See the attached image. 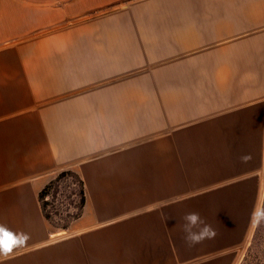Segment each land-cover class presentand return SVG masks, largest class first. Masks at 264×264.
I'll return each mask as SVG.
<instances>
[{
    "label": "crops",
    "instance_id": "obj_1",
    "mask_svg": "<svg viewBox=\"0 0 264 264\" xmlns=\"http://www.w3.org/2000/svg\"><path fill=\"white\" fill-rule=\"evenodd\" d=\"M259 210L264 0H0V226L29 237L2 264H242ZM190 212L216 236L187 243Z\"/></svg>",
    "mask_w": 264,
    "mask_h": 264
},
{
    "label": "rangeland",
    "instance_id": "obj_2",
    "mask_svg": "<svg viewBox=\"0 0 264 264\" xmlns=\"http://www.w3.org/2000/svg\"><path fill=\"white\" fill-rule=\"evenodd\" d=\"M79 189L80 185L78 178L75 173H72L71 176H68L61 181L56 196L53 197L49 194L45 197L44 200L50 203L46 206V211L50 213L51 224L56 229L61 230L60 226L70 219L68 215L76 212L75 206L80 197ZM262 227L263 229L260 238L253 242V245L246 253L242 264H264V223Z\"/></svg>",
    "mask_w": 264,
    "mask_h": 264
},
{
    "label": "clouds",
    "instance_id": "obj_3",
    "mask_svg": "<svg viewBox=\"0 0 264 264\" xmlns=\"http://www.w3.org/2000/svg\"><path fill=\"white\" fill-rule=\"evenodd\" d=\"M242 159L246 160L247 157H242ZM254 215L264 218V210H259ZM183 219L185 221L183 225L184 239L187 243L195 245L216 236V230L206 223L198 212L187 213ZM28 239L29 237L25 233H12L0 226V256H9L14 248L24 246Z\"/></svg>",
    "mask_w": 264,
    "mask_h": 264
},
{
    "label": "trees",
    "instance_id": "obj_4",
    "mask_svg": "<svg viewBox=\"0 0 264 264\" xmlns=\"http://www.w3.org/2000/svg\"><path fill=\"white\" fill-rule=\"evenodd\" d=\"M72 173H75V172L72 171V170H63V171L59 172L53 179L49 180L48 183L39 192L38 197H39V201H40V204H41V208H42L43 214H44L45 218L50 223H52L51 222L50 213L46 211V206L49 205L50 203L48 201H45L44 199L49 194L52 195L53 197L56 196V194L59 191L61 181L64 178H66L68 176H71ZM75 175L78 178V182H79V185H80L79 201H78L77 205L75 206L76 212L74 214L68 215V217L70 219H68V221H66L63 225L60 226L61 229L67 228L69 223L71 222V220L75 219L76 217H78L81 214L82 209H83V205H84V202H85L83 182L80 179V177L78 176V174L75 173Z\"/></svg>",
    "mask_w": 264,
    "mask_h": 264
}]
</instances>
